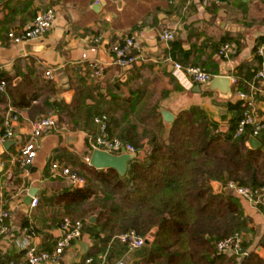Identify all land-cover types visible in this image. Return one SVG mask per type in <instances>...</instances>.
Instances as JSON below:
<instances>
[{
    "label": "crops",
    "instance_id": "crops-1",
    "mask_svg": "<svg viewBox=\"0 0 264 264\" xmlns=\"http://www.w3.org/2000/svg\"><path fill=\"white\" fill-rule=\"evenodd\" d=\"M30 1L0 0V73L15 78L16 86L24 76H29L40 87V99L28 108L14 107L8 90L0 95V133L10 110L20 115L14 124V139L0 145V208L11 213V219L6 223L9 232L0 235L4 263L10 260L24 263L25 251L21 243L28 236L26 223L36 231L32 235V243L39 250L54 249L55 242L62 236L59 221L65 209L64 205L48 204L45 200L74 185L69 180L51 177L52 164L60 163L77 172L88 173L93 168L85 162L90 155L88 141L100 133L95 119L130 98L134 91L144 89L145 93L152 95V102H159L161 113L169 111L175 118L182 111L199 107L210 123L222 130L230 127L234 117L230 106L237 102L244 106L239 93H246L248 101L253 103L257 119L264 124V100H256L259 95L252 97L251 91L252 85L259 83L255 76L262 62L257 56V48L264 40V0H221L210 5H204L202 0H162L166 5L160 11H153L136 26L119 30L106 27V23L117 17L107 8L116 6L118 11H122L126 6L124 0H90L89 10L100 18L86 29L75 27L81 18L78 9L71 5H58L57 22L42 42L13 44L7 35L24 31L31 22L25 8ZM163 31L173 32L174 41L162 43L159 35ZM96 34L102 35V44L92 42ZM127 37H133L139 49L134 51L137 57L135 65L124 71L114 65L110 46L120 40L124 43ZM226 40L235 41L239 46L238 56L232 61L218 55ZM31 46L37 49L30 50ZM84 55L87 59L83 58ZM94 61L105 66L103 76L95 74L91 67ZM174 63L200 67L214 78L224 76L237 82H232V94L228 97L207 91V85H200V93L193 91L197 84L187 90L173 76ZM49 69L54 70L55 81L45 77ZM49 105L59 106L56 109L60 129L44 135L37 158L31 165L23 166L22 152L32 133V125L53 112ZM142 144L144 149L138 153L137 160L143 161L148 156L150 144L148 139H143ZM260 144L259 148L262 147ZM140 154H144V158L141 159ZM124 178L130 180L127 174ZM216 183L213 184L216 192L224 190L218 183L222 189L217 191ZM33 187L38 189L41 205L36 210L29 207L26 212L24 199ZM241 204L259 232L250 248L256 247V253L264 258V250L258 246L264 235V212L244 200ZM112 243L115 246L107 264H135L138 256L131 254L136 252L123 251L121 244ZM96 252L94 243L85 234L66 252L59 264H83L90 257L95 259L94 264H101L98 256L102 253Z\"/></svg>",
    "mask_w": 264,
    "mask_h": 264
},
{
    "label": "trees",
    "instance_id": "trees-1",
    "mask_svg": "<svg viewBox=\"0 0 264 264\" xmlns=\"http://www.w3.org/2000/svg\"><path fill=\"white\" fill-rule=\"evenodd\" d=\"M89 1L31 0L25 8L33 21L38 14L56 10L58 5L74 6L81 12L75 27L86 29L100 18L89 10ZM124 1L122 11L108 6L117 17L106 27L119 30L136 26L166 5L162 0ZM9 34L7 38L13 43ZM229 41L232 40L225 42ZM115 45H123V40L110 47ZM0 79L6 81L14 107L28 108L40 99L39 84L29 76H24L18 86L15 78L0 73ZM262 83L264 79L258 85ZM144 91H134L130 98L102 115L108 117V136L133 144L138 153L144 149L142 140L148 139V156L130 164L129 181L115 170L90 168L88 173L78 172L86 180L83 187L73 186L45 200L48 204L64 205L59 224L66 217L83 221L84 234L97 249L95 254L108 252L107 262L115 246L112 239L133 230L151 241L141 250L135 264H264L256 249L245 258L217 251L219 241L236 233L243 235V247L248 249L259 234L253 220L246 216L241 199L225 189L230 183L253 189L264 187V130L254 136V128L249 126L243 136L236 137L246 112L242 102L230 106L234 117L227 130L213 126L199 107L180 112L174 123L166 126L159 102H152V95ZM49 106L60 123L59 106ZM252 137L262 143L261 148L253 150L248 146ZM215 182L222 184L224 190L216 192ZM258 208L264 212V205ZM92 217H96L94 223L89 222ZM25 227L29 234L36 233L29 223ZM122 246L123 251L127 249ZM258 246L264 250V235Z\"/></svg>",
    "mask_w": 264,
    "mask_h": 264
},
{
    "label": "built area",
    "instance_id": "built-area-1",
    "mask_svg": "<svg viewBox=\"0 0 264 264\" xmlns=\"http://www.w3.org/2000/svg\"><path fill=\"white\" fill-rule=\"evenodd\" d=\"M221 0H202L204 5L217 4ZM98 4V2H97ZM57 20L56 10H50L44 13L38 14V16L31 21L23 34L17 35L15 32H10L9 38L14 44H38L42 42L47 33H49ZM175 38L173 32L163 31L159 35V39L162 43H170ZM92 42L99 45L103 42L102 35H98L92 38ZM139 45L133 37H127L124 40L123 45H115L110 47L111 54L113 56V63L121 70L130 69L137 62L136 55L132 52L137 51ZM239 46L235 41L225 42L221 45L218 55L227 61H232L238 56ZM257 56L262 60L261 66L255 76V80L260 81L264 79V43L260 44L257 48ZM87 59V55L83 56ZM91 67L95 71L97 76H103L105 66L98 61L91 63ZM173 76L174 78L187 90H191L196 84L207 85L210 83L214 76L200 67H184L180 63L173 64ZM45 77L50 81H55L56 76L54 70L49 69L45 73ZM233 83L237 80L233 78ZM7 83L0 79V94L6 93ZM252 97L258 94L264 100V86L263 85H252L251 88ZM239 97L244 101L246 112L240 120L236 129V137H241L246 132L249 126L254 128V136H258L264 128L256 117V111L254 110L253 103L248 101L249 95L246 93H239ZM20 115L15 114L10 110L3 121V132L0 133V145L5 144L7 141L14 139L15 131L14 124L19 121ZM95 122L100 126V133L94 137H90L88 145L90 148V155L86 158L85 162L90 165L91 154L95 150L107 152L109 154L120 156L123 154L135 155L138 154L136 147L128 142H125L119 138L108 136V117L101 115L95 119ZM60 129L58 116L56 113H49L47 116L40 118L35 121L32 125V133L30 139L23 149V166H29L37 158L38 150L40 148V140L50 131H58ZM51 177L62 178L72 182L74 186L83 187L86 183L85 178L80 175L77 171L73 170L67 165L60 163H53L51 166ZM232 192L239 197L241 200L248 202L253 207L264 205V187L262 188H250L238 186L235 183H230L229 187ZM41 205V198L36 195L32 198L30 205L31 210H36ZM11 219V213L8 210L0 208V235H6L9 232L7 221ZM62 231V236L56 241L55 247L52 251H40L36 245L32 243V235L29 234L27 239L22 241L21 248L25 251V261L23 264H59L64 258L66 252L72 248V246L80 241L84 234V222L83 221H72L70 218H64L59 224ZM113 242H119L125 245L131 252H137L144 248L146 240L137 234L136 231H128L115 236L112 239ZM244 237L240 233L223 239L217 244V251L221 254L235 255L241 258L248 257L253 251L251 248L244 249L243 247ZM2 252L0 248V264H18L15 261H2ZM108 252L102 253L98 256L101 264L107 263ZM94 258H87L83 264H94Z\"/></svg>",
    "mask_w": 264,
    "mask_h": 264
},
{
    "label": "water",
    "instance_id": "water-1",
    "mask_svg": "<svg viewBox=\"0 0 264 264\" xmlns=\"http://www.w3.org/2000/svg\"><path fill=\"white\" fill-rule=\"evenodd\" d=\"M99 9L101 6H98ZM98 10V9H97ZM30 50L37 49L36 47H29ZM232 81L228 77L224 76H217L215 77L210 83L207 84L206 90L209 92H219L221 96L228 97L232 94V88H231ZM201 86L197 85L194 87V92L200 93L201 92ZM163 121L166 126H171L175 121V116L170 113L169 111L163 110L162 111ZM260 142L255 138H250L248 142V146L251 149L256 150L260 147ZM138 158V154L135 155H129V154H123L120 156H115L112 154H109L107 152H103L100 150H95L91 154L90 158V165L91 167L97 169V170H115L118 172V174L121 177H125L129 168V165L136 161ZM140 158H144V154H140ZM29 169V168H28ZM215 188L217 191H220L222 189V186L218 183L215 184ZM225 192L232 193V190L230 188H226ZM38 194L37 188H32L26 198L24 199L23 207L25 208L26 212L29 211V207L32 203V198L35 197ZM96 221V217H93L91 219V222L94 223ZM153 235V234H152ZM150 240H146V244H150Z\"/></svg>",
    "mask_w": 264,
    "mask_h": 264
},
{
    "label": "rangeland",
    "instance_id": "rangeland-1",
    "mask_svg": "<svg viewBox=\"0 0 264 264\" xmlns=\"http://www.w3.org/2000/svg\"><path fill=\"white\" fill-rule=\"evenodd\" d=\"M56 22H57V20H56ZM56 22H55V24H56ZM255 249H256V247H255L253 250L255 251ZM140 252H141V251H140ZM140 252H136V253H134V254H131V256H133V257H137V256H139Z\"/></svg>",
    "mask_w": 264,
    "mask_h": 264
}]
</instances>
